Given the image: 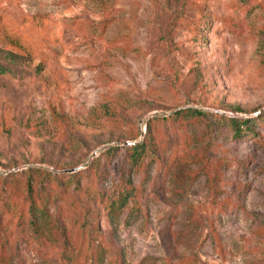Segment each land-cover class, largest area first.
<instances>
[{"label": "rangeland", "instance_id": "rangeland-1", "mask_svg": "<svg viewBox=\"0 0 264 264\" xmlns=\"http://www.w3.org/2000/svg\"><path fill=\"white\" fill-rule=\"evenodd\" d=\"M0 66V264H264V0H0Z\"/></svg>", "mask_w": 264, "mask_h": 264}, {"label": "trees", "instance_id": "trees-1", "mask_svg": "<svg viewBox=\"0 0 264 264\" xmlns=\"http://www.w3.org/2000/svg\"><path fill=\"white\" fill-rule=\"evenodd\" d=\"M7 41H9L10 44H12L17 51H27L28 48L25 44H29L26 40L22 38L21 35H17L16 33H6ZM11 55H15L12 54ZM0 73H4V68L0 66ZM187 116L192 117H202L204 116L203 112H200L198 110H182L176 113L175 118L180 119V121ZM229 123L234 129L236 137H240L243 135L244 131H249L252 128L253 121H250L249 119L246 120H239L238 118H229ZM134 143V142H132ZM128 161L131 163V169H137L140 164L142 163V160L149 154L150 149L148 148L147 144L145 142L135 143L128 146ZM114 148L108 149L107 152H113ZM99 158V157H98ZM96 158V159H98ZM81 171V170H78ZM77 171V172H78ZM123 178H126L125 174ZM123 188H121L117 193L112 192L110 194V198H108V210L112 217H115L119 214H121L128 203L132 200L135 188L132 185V182H130L129 178L124 181L122 180ZM29 195L31 199V222L33 225V230L38 233L40 230L39 228V220H38V214L37 212H41L40 217H42L43 213H48V210L45 207L39 206V203L37 202V199L34 198L33 189L31 186V182H29ZM44 217V216H43ZM41 219V218H40Z\"/></svg>", "mask_w": 264, "mask_h": 264}, {"label": "water", "instance_id": "water-1", "mask_svg": "<svg viewBox=\"0 0 264 264\" xmlns=\"http://www.w3.org/2000/svg\"><path fill=\"white\" fill-rule=\"evenodd\" d=\"M127 144H128V145H131V144H135V143L128 142ZM96 155H97V154H94V156H96ZM80 169H82V168L76 169L75 171L80 170Z\"/></svg>", "mask_w": 264, "mask_h": 264}]
</instances>
